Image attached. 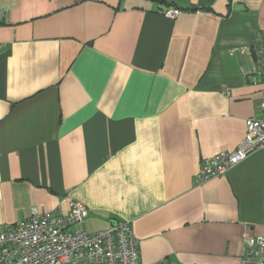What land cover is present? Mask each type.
<instances>
[{
  "label": "crops",
  "instance_id": "obj_1",
  "mask_svg": "<svg viewBox=\"0 0 264 264\" xmlns=\"http://www.w3.org/2000/svg\"><path fill=\"white\" fill-rule=\"evenodd\" d=\"M259 31L264 0H0V220L76 198L89 232L130 221L143 264H236L264 148L196 175L264 120Z\"/></svg>",
  "mask_w": 264,
  "mask_h": 264
},
{
  "label": "built area",
  "instance_id": "obj_2",
  "mask_svg": "<svg viewBox=\"0 0 264 264\" xmlns=\"http://www.w3.org/2000/svg\"><path fill=\"white\" fill-rule=\"evenodd\" d=\"M181 10L176 7L165 11L176 18ZM4 43L0 42V49ZM252 58L253 81L264 73V32L254 37ZM264 107V103H262ZM264 148V120L246 121V134L236 148L222 151L202 160L196 182L205 183L224 175L230 168ZM87 206L72 198L68 209L56 207L49 212L35 210L30 217L13 223L0 220V264H143L139 240L131 222L116 220L108 229L89 232L84 228ZM243 248L236 264H264V235H249L243 239ZM153 264H173L160 260Z\"/></svg>",
  "mask_w": 264,
  "mask_h": 264
},
{
  "label": "water",
  "instance_id": "obj_3",
  "mask_svg": "<svg viewBox=\"0 0 264 264\" xmlns=\"http://www.w3.org/2000/svg\"><path fill=\"white\" fill-rule=\"evenodd\" d=\"M115 224V221L112 223V226Z\"/></svg>",
  "mask_w": 264,
  "mask_h": 264
}]
</instances>
